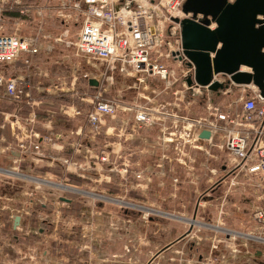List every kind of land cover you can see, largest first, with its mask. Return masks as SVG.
I'll use <instances>...</instances> for the list:
<instances>
[{
	"label": "built area",
	"instance_id": "2783aa9c",
	"mask_svg": "<svg viewBox=\"0 0 264 264\" xmlns=\"http://www.w3.org/2000/svg\"><path fill=\"white\" fill-rule=\"evenodd\" d=\"M185 1L46 0L45 6H24L20 11V18L25 20L23 23L35 24L36 21L38 30L31 36L4 33L2 25L7 20L1 15L3 8L0 7V98L16 106L13 113L3 114L4 125L1 126V129L6 125L9 127L15 145L0 147V155L7 154L17 164L0 167V192L3 193L5 184L16 183L23 189L27 180L33 184L35 192H42L40 203L36 204L30 199V194L21 189V198L28 197L29 200L9 217L10 225H13L16 216L20 217L16 230L19 231L25 223L21 219L30 216V207L39 205L46 208L47 200L60 207L64 203L61 200L72 194L88 197L94 203L117 198L112 201L118 204L119 210L140 213L145 224L151 222L154 216L178 220V215L168 210L143 208L136 202L124 201L127 196L111 195L95 186H76L68 178L53 173L39 171L27 176L31 166H39L42 162L48 168H59L68 176L83 180L90 171L99 173L98 183L112 182L115 177L126 188L125 194L128 190L145 192L146 186L153 182V176L163 178L173 175L172 185L175 187L183 181L187 182L195 189L193 196L204 197V200L210 198L209 202H221L219 207L222 208L232 199L228 197L235 195L241 197L245 207L233 204L231 211H219V220L225 219L226 225L220 224L218 219H207L204 214L208 212L196 208L192 219L183 220L189 225L183 239L193 242L194 247H200L207 237L202 231L220 232V239L211 241L204 254H194L189 259L172 256L166 259L168 264H230L228 260H235L240 255L252 259L257 253L264 261V95L252 84H234L229 76L212 75L207 86L196 82L195 67L185 55L181 23L187 19L198 23L202 16L193 19L191 14H185ZM15 4L23 6L21 2ZM7 9L10 11L11 7ZM52 18L78 27L75 41L68 45L72 46L74 56L86 62L98 75L100 83L104 84L101 92L98 90L92 96L91 109L85 113L88 139L95 140L102 135L103 122L107 118L113 120L120 113L128 115L131 120L124 125L129 132L156 130V140L151 147L159 156L158 172L137 170L139 165L131 163L129 155L122 156L119 152L102 151L94 156L86 152L83 156L78 144L74 143L71 149L83 156V163H78L70 155H53L50 151L65 152V147L59 144L60 136L52 133L47 128L49 125L44 135L33 130L35 109L41 103L36 99L31 82L36 73L34 59L42 49L46 53L49 51L46 46L53 37L43 35L42 29L45 20ZM258 19L264 27V19ZM215 28V24L208 27L210 30ZM242 71L250 72L248 69ZM82 78L88 81L95 79L87 73ZM121 81L128 84L119 88L115 83ZM214 82L223 84L224 88L216 92L209 90ZM24 109L29 111L26 116L22 113ZM64 113L82 114L73 106ZM203 132L209 134L208 138H201ZM78 134H82L81 131ZM128 135L120 136L126 140ZM24 161L29 162L27 169L18 165ZM101 164H105V169ZM174 164L184 171L183 179L176 175ZM210 164L217 165L209 167ZM166 165L169 167L167 170ZM196 165L206 177L207 191H200L198 187ZM221 189L223 198H216L214 194ZM53 193L57 195L53 197ZM3 197L8 198L4 193ZM7 209L11 210L10 207ZM241 212L251 227L242 224L234 228L228 225L230 220L225 217ZM59 219L58 211L55 220L40 217L39 226L25 235L28 237L32 233L37 236V231L42 228L47 234L39 236L42 237L41 242L47 243L60 230L66 231L69 236L77 235L76 230H83L90 222L87 220L81 225V222L76 224L75 218L65 217L62 219L65 226L60 229ZM221 247L227 251L219 255ZM33 251H36L35 248ZM176 255L185 256L183 253ZM37 256L35 252V262ZM149 261L151 264L153 257Z\"/></svg>",
	"mask_w": 264,
	"mask_h": 264
},
{
	"label": "crops",
	"instance_id": "0c3cea01",
	"mask_svg": "<svg viewBox=\"0 0 264 264\" xmlns=\"http://www.w3.org/2000/svg\"><path fill=\"white\" fill-rule=\"evenodd\" d=\"M28 2L31 3L32 1ZM34 6H36V3H33L32 6L28 7ZM22 7H24V5ZM3 18L9 21L8 17L3 16ZM24 24L32 26V22ZM59 43H63L62 38L53 37V39L48 42V46H46L49 51L46 53L45 50H41L40 54L34 59L36 73L33 74V77L31 78L32 85L35 88L34 94L36 99L41 101L38 109H35L36 122L32 128L35 132H38L41 135H44L48 129H51L52 133L60 136L59 144H62L65 147V152L63 153L57 151H50V153L62 156L70 155L78 163H83V156L86 152H89L93 156L102 151L119 152L122 156L129 155L131 163L139 165L137 170L152 169V172H158L156 165L159 162V156L154 154V150H152L151 147V144L156 140V130L129 132L128 127L124 125L131 120L128 115L120 113L115 116L113 120L107 118L103 122L102 135L95 140L88 139V127L85 113L91 109L90 102L92 96L98 90L101 92V87H103L104 84L102 82L100 83L98 75L95 72L93 73L91 68H88L89 66H87L86 62L84 63L78 58L77 62L70 67L69 72H64L65 70L63 67L66 65L63 64L68 61L69 56L62 55L60 59L54 56ZM71 54L74 56L73 51ZM54 58L57 60L53 61ZM58 61H60L61 66L58 70L53 71V68H50L49 64L57 65ZM80 68H82V70H80L82 75H79L78 78ZM85 73L92 75L95 80L98 81L97 87L90 86L89 81L82 78ZM127 84V82L121 81L120 84H117L116 86L123 88ZM1 101L9 103L0 98V105H2ZM70 106L81 110L82 114L80 116L65 114L64 111ZM15 110L16 106L13 105V112ZM22 113L26 116L29 111L24 109ZM3 119L4 116L0 117V123L1 121L3 122L2 125H4ZM47 125H49V127H47ZM1 126L0 147L7 148L14 146L15 143L12 139L9 127L6 125L1 129ZM78 131H81L82 134H78ZM121 134H124V137L129 134V137L124 140V138H121ZM72 143L78 144V148L81 150L83 156L78 154L77 150L71 149ZM86 144L88 145L86 146ZM42 164H44L43 167L40 165V167H35L41 169L46 167L47 169L52 170V172H55L57 176L69 178L68 174L63 173L61 169L48 168L45 162H42L41 165ZM215 165L217 164H211V167ZM174 166L176 169V175L180 176V179H183L185 175L184 171L177 168L175 164ZM101 167L105 169V164H101ZM168 168V165H166L165 170ZM195 168V174L199 178L198 187L200 188V191H203L202 188L205 185L206 177L203 175V171L200 170L201 168H199L198 165H196ZM93 172L94 171H90L86 174V180L81 178L78 179L79 177L77 178L72 175V178L80 180V183L76 184V186H89L90 188H94L95 186L108 194H111L109 192H113V195L127 196L128 198H175L180 197L181 194H183L181 191L184 187H189L190 189L193 187L185 181L174 187L171 183V178L174 177L173 175H168V177L163 178L160 176H153V182L146 186L144 190L145 192L142 193V191L128 190V193L125 194L126 188L118 180L113 179L112 182L98 183L96 179L98 178L99 173L95 174ZM102 176L104 177L105 175ZM171 188L174 189V193L177 192V196H175L176 194H171ZM166 189H169V193H163L161 195L160 192H164ZM0 196H3V193L0 192ZM77 201L79 204L85 203V200L82 197H79ZM64 203L69 205L73 204L72 201H70V203ZM168 211L171 214L173 213L170 210ZM174 214L178 215L176 216L178 220L154 216L155 218H152L151 222L145 224L140 213L130 210L114 211V214L112 212L108 213L102 211H93V213L92 211L81 212V216H85L83 219L90 221L88 222L89 230H91L94 225L92 233H95L96 237L97 234H100L99 237L101 242L91 244L90 247H86L83 243H69L68 241L62 243H56L53 241L47 243L40 242L33 246H28L35 248V252L38 255L34 264H65L66 261H68V264H90L91 252L94 255V251L96 252V258L93 260L94 264H149V259L152 257L153 262L151 264H161L164 259L166 261L167 258L172 256L176 259H189L194 254H204V252L207 251L206 248L211 244V241H217L220 239V232L210 233L202 231L201 233L207 237L203 239L200 247H194L192 245L193 242L188 239H183V234L186 233L189 228L188 223L183 220L192 219L193 212L189 214L182 211ZM204 215L207 219H210L209 213H205ZM184 216L187 218H184ZM67 217L72 218L71 216ZM112 218H114V225H111ZM28 219L29 218L27 217L21 219V221L23 220L25 223L20 227L19 232L14 229L13 225H10V233H19L23 237H27L25 233L31 231ZM84 223L85 221H83L82 224ZM23 226H26V229L20 233ZM76 231L77 233L80 232L79 229ZM84 234H87V232H84ZM69 240H75V238H69ZM14 246L17 245H12L9 240H6L5 243H0V253H2L0 264H6V262H9V264H19L18 257L14 258L12 255L16 254V250L19 247ZM4 249L8 250V255L5 253ZM221 249L222 251H219V255H222V253L227 251L222 247ZM177 253H183L185 256L176 255ZM215 254L217 256V252ZM251 261V258L240 255L235 260H228V263L251 264Z\"/></svg>",
	"mask_w": 264,
	"mask_h": 264
},
{
	"label": "rangeland",
	"instance_id": "374dc122",
	"mask_svg": "<svg viewBox=\"0 0 264 264\" xmlns=\"http://www.w3.org/2000/svg\"><path fill=\"white\" fill-rule=\"evenodd\" d=\"M28 1H32L31 3ZM21 2L22 5L28 7V6H32L33 3L36 4H41L43 6H45L46 0H2V3H0V7L3 8L2 12L4 11H8V7H11V10L9 11L11 13V15L9 16V21L7 20L4 25H2V29L4 31V33L6 34H17L20 36H31L32 34L37 33L38 30V26H36V21L35 24L34 22H32V26L30 25H25L22 21H25L24 18H20V11L24 8L22 6H18L15 4ZM8 5V6H7ZM7 6V7H6ZM17 6V7H16ZM18 15V16H14V15ZM13 16V17H12ZM30 19V18H29ZM77 29L78 27L73 25V24H65L61 19H57V18H52L49 20H45L44 24H43V29H42V33L43 35H51L52 37H60L62 38V42L63 43H59L56 52L54 53L55 57H58V59H60L62 57V55L65 56H69V59L67 62H65L63 65H66L64 68V72H69L70 67L73 66L74 63L77 62V58H75L73 56V54H71V52L73 51L72 46L68 45L69 43H72L75 41L76 38V34H77ZM61 44V45H60ZM57 60L56 58L53 59ZM82 60V59H80ZM83 61V60H82ZM84 62V61H83ZM85 63V62H84ZM60 61H58L57 65H51L49 64V67L53 68V71L58 70V68L61 66L60 65ZM54 66V67H53ZM90 68V67H88ZM80 70H82V68L79 69L78 72V78L79 75H82L80 73ZM85 71H89V70H85ZM92 73V72H90ZM116 84H120V82H116ZM2 102V101H1ZM13 112V105L9 104V103H5L2 102V105H0V117L3 116V113H12ZM197 113L200 114L201 111L199 109H197ZM3 124V122L1 121L0 126ZM220 157H223L222 154H219ZM13 160L9 159L7 154H1L0 155V167L3 168H7V167H11V166H17V164H14L12 162ZM223 161V158L221 160V163ZM18 165H21L22 168L27 169L29 166V162L28 161H24L23 163H18ZM41 167L44 166V164H40ZM39 166V167H40ZM220 164H218V168H219ZM39 167H32L29 171H28V175L32 173H36L38 174L40 170L43 171V173H53L55 174V172H52V170L47 169L46 167H44L43 169L39 168ZM209 167H211V164L209 165ZM214 167V166H212ZM20 168V169H22ZM200 173V172H198ZM56 175V174H55ZM69 181L70 183L76 185L78 183H80V178L76 179V178H72V176H69ZM115 180H117V178L114 177ZM3 180V179H2ZM23 189L24 191H27L28 194H30L29 196H31L30 199H33L34 203L36 202V204L40 203V195L42 194V192H35L33 190V184L31 182H29V180H27V182H24L23 184ZM35 187V186H34ZM85 187H89V186H85ZM0 188L1 187V183H0ZM157 188V187H155ZM185 188V189H184ZM183 190L181 191L183 194H181L180 197H175V198H125L123 199L126 202H136L138 203L140 206H142L143 208H149V207H153L155 209H159L160 211H165V210H170L173 213L176 212H187V213H192L196 210L199 211H205L208 212L210 214V219L216 221L217 219L219 220V215L218 212L223 210V212L227 213L229 211L232 210V206L233 204H239L242 205V208L245 207L243 206L244 204H242V199L239 196H235V195H230L228 198H232L230 199V202H227V204H224V207H219L221 206V202H209L210 198L208 199H203L204 197H199L197 195L193 196L194 192V187H192L191 189L189 187H184ZM208 186H205L202 188V190L207 191ZM1 190V189H0ZM18 191V193L16 194V198H5L3 196H0V243L4 242L6 240H9L10 243L12 245H17L14 247H19L16 250V254H12L13 257H18V260L21 264H31V259L32 258V262H34V253L35 251H33L32 247L34 244H38L41 242L40 239L37 238V236H33L32 234L29 235V237H23L22 235H20L19 233L13 234L10 233V224L8 223L9 221V217L12 213H14L16 210L20 209L21 207H23L24 203H26L25 201H28L29 198L26 197L25 198H21L20 193L22 192ZM171 194H176L175 196H177V192L174 193V189L171 188ZM223 189H221L219 191V193L214 194V196L216 198H223L222 192ZM180 192V193H181ZM4 193V192H3ZM111 193V195H113V192H109ZM161 195L164 193H169V189L164 190V192H160ZM179 193V195H180ZM32 194V195H31ZM5 195V194H4ZM57 194L53 193V197L56 196ZM68 199L71 200L73 202L72 207L69 204H62V206L58 207L54 204L49 203L50 201L47 200V207L46 208H41L39 207V205H34L32 207L29 208V212H30V216L28 217V223L30 228H32V230H35L38 226H39V218L40 217H46V218H52L55 220V216H56V211H58L60 213V219H59V223L58 226L60 227V229H62L63 226H65V223L62 221L63 218L67 217V216H71L72 219L75 218V222L76 224L78 222H82L83 221H87L86 219H82L81 217V212H89V211H93L97 212V211H102V212H108V213H113L114 211H119V206L117 203H114V201H112L113 199H117V198H110V201H106V202H101V203H94L93 201H91L90 199H88V197H82L85 200V203H81L79 204V202L77 201L79 199V195L76 194H72V195H67ZM186 197V198H184ZM202 198V199H201ZM109 199V198H108ZM205 202V203H204ZM208 202V203H207ZM7 207L11 210H13L11 212V210H8ZM247 208V206H246ZM7 209V210H6ZM242 210H247V209H242ZM72 212V213H70ZM101 213V212H100ZM80 216V217H79ZM227 218V220H230V225H232L234 228L243 225H246L247 227H251L248 219H246V216L243 215V213H233L232 217H225ZM72 219L70 222V226L72 225ZM92 221V220H91ZM114 218H112V224L114 225L113 222ZM220 224H224L226 225L225 219H221L219 220ZM228 223V222H227ZM93 225V224H92ZM229 225V223H228ZM42 225H40L41 227ZM93 227L91 228V230H89L88 226H85L83 230H81L80 232L77 233V235L75 236H69V234L66 231H59L57 235H53V239L48 240V242H56V243H62V242H69V243H77V244H85L86 246L90 247L91 244L94 243H98L101 242L100 241V234H96L92 233L93 232ZM26 229V226H23L22 231H20V233L23 232V230ZM83 231V233H82ZM19 232V231H18ZM84 232H87V234H84ZM97 232V229H96ZM26 238V239H24ZM69 238H75V240H69ZM56 239V240H54ZM29 247V248H28ZM92 247V246H91ZM5 250V249H4ZM1 252V251H0ZM8 250H5V253H7ZM96 252L94 251V255L91 252V259H90V264H94L93 260L94 258H96ZM8 255V253H7ZM2 256V253H0V257ZM2 261V260H1ZM9 262H6V264H8ZM2 264V263H1ZM65 264H68V261L65 262ZM161 264H168L167 261H165V259L162 261ZM251 264H264V261H261L260 259L257 261L252 260Z\"/></svg>",
	"mask_w": 264,
	"mask_h": 264
},
{
	"label": "water",
	"instance_id": "95a60500",
	"mask_svg": "<svg viewBox=\"0 0 264 264\" xmlns=\"http://www.w3.org/2000/svg\"><path fill=\"white\" fill-rule=\"evenodd\" d=\"M183 12L193 19L202 16L198 23L188 19L181 23L185 55L195 67L196 82L207 86L212 75L229 76L234 84H252L263 96L264 27L258 17L264 19V0H186ZM211 24L216 25L214 30L208 29ZM89 85L97 87L98 82L90 79ZM223 88L218 82L209 86L214 92ZM208 136L201 134V138ZM19 220L14 218V229Z\"/></svg>",
	"mask_w": 264,
	"mask_h": 264
},
{
	"label": "flooded vegetation",
	"instance_id": "af4514ba",
	"mask_svg": "<svg viewBox=\"0 0 264 264\" xmlns=\"http://www.w3.org/2000/svg\"><path fill=\"white\" fill-rule=\"evenodd\" d=\"M21 187L19 186V184H5L3 187V192L4 194L8 197V198H16V194L18 193V191H21ZM32 229V228H31ZM37 238L42 240V237H40L39 235H46L47 232H45L44 229H40L39 231H37ZM33 236H35V234H32ZM260 256L257 257L256 255L252 258V260L256 261L259 260Z\"/></svg>",
	"mask_w": 264,
	"mask_h": 264
},
{
	"label": "trees",
	"instance_id": "16d2710c",
	"mask_svg": "<svg viewBox=\"0 0 264 264\" xmlns=\"http://www.w3.org/2000/svg\"><path fill=\"white\" fill-rule=\"evenodd\" d=\"M2 15L4 16V17H8V18H10L9 16L11 15V13L9 12V11H4V12H2ZM14 16H18L17 14L16 15H14ZM13 17V16H12ZM39 115H41V114H39ZM42 117V116H41ZM71 207H72V205H71ZM72 213V212H71Z\"/></svg>",
	"mask_w": 264,
	"mask_h": 264
},
{
	"label": "snow or ice",
	"instance_id": "6c2138e0",
	"mask_svg": "<svg viewBox=\"0 0 264 264\" xmlns=\"http://www.w3.org/2000/svg\"><path fill=\"white\" fill-rule=\"evenodd\" d=\"M257 51H259V49H257Z\"/></svg>",
	"mask_w": 264,
	"mask_h": 264
},
{
	"label": "bare ground",
	"instance_id": "6f19581e",
	"mask_svg": "<svg viewBox=\"0 0 264 264\" xmlns=\"http://www.w3.org/2000/svg\"><path fill=\"white\" fill-rule=\"evenodd\" d=\"M243 70V69H242Z\"/></svg>",
	"mask_w": 264,
	"mask_h": 264
}]
</instances>
